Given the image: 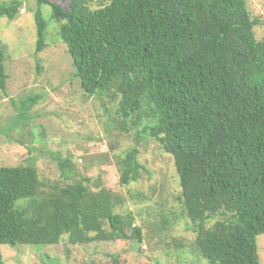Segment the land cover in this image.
Listing matches in <instances>:
<instances>
[{
	"label": "trees",
	"instance_id": "trees-1",
	"mask_svg": "<svg viewBox=\"0 0 264 264\" xmlns=\"http://www.w3.org/2000/svg\"><path fill=\"white\" fill-rule=\"evenodd\" d=\"M36 2L51 7L84 95L108 111L106 131L136 137L133 147L114 153L120 184L141 180L147 169L139 146L154 140L174 161L177 201L195 234L192 253L208 264H261L264 39L256 38L262 21L247 0H110L97 9L89 0H71L68 9ZM23 3H0V19L13 21ZM36 28L38 55L47 47L40 11ZM8 79L0 43L3 93ZM41 99L21 100L17 118L24 121ZM115 103L112 116L108 105ZM58 167L60 181L49 184L34 161L0 167V264L2 245L143 243L134 215L119 211L123 195L82 175L70 159H58ZM132 199L149 198L138 192ZM178 249L185 254L187 244ZM110 264L121 263L113 256Z\"/></svg>",
	"mask_w": 264,
	"mask_h": 264
},
{
	"label": "rangeland",
	"instance_id": "rangeland-1",
	"mask_svg": "<svg viewBox=\"0 0 264 264\" xmlns=\"http://www.w3.org/2000/svg\"><path fill=\"white\" fill-rule=\"evenodd\" d=\"M51 1L68 9L71 0ZM23 2L13 21L0 19V43L6 49L9 76L7 93L0 91V167L34 161L41 179L49 184L60 181L58 159H70L82 175L101 180L102 187L124 196L119 211L134 215L144 240L141 245L132 241L72 245L67 240L55 246L2 245L3 263L110 264L112 257L117 256L121 264H208L190 248L195 234L177 201L181 188L172 157L154 140L143 141L139 146L140 162L147 171L138 183L128 187L120 184L114 153L133 147L136 137L106 131L108 111L99 100L84 95L67 47L60 39L59 24L51 19V7L39 6L36 0ZM109 2L89 0L93 9ZM247 3L252 17L262 21L255 33L258 40H263L264 0ZM38 11L47 24V47L36 55ZM30 96L42 99L20 121L17 108L21 100ZM117 107V103L108 105L112 116ZM138 192L149 199L136 202L132 195ZM171 217L177 221L165 229L166 220L173 222ZM183 242L187 244L185 254L178 249V243ZM257 247L264 264V234L258 236Z\"/></svg>",
	"mask_w": 264,
	"mask_h": 264
}]
</instances>
